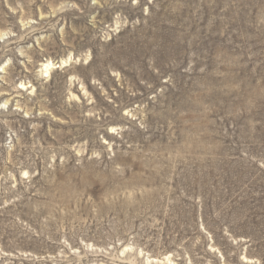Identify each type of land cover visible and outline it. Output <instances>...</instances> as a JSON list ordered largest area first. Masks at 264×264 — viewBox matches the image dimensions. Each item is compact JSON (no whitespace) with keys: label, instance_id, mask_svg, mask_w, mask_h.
Segmentation results:
<instances>
[{"label":"rangeland","instance_id":"obj_1","mask_svg":"<svg viewBox=\"0 0 264 264\" xmlns=\"http://www.w3.org/2000/svg\"><path fill=\"white\" fill-rule=\"evenodd\" d=\"M0 264H264V0H0Z\"/></svg>","mask_w":264,"mask_h":264},{"label":"bare ground","instance_id":"obj_2","mask_svg":"<svg viewBox=\"0 0 264 264\" xmlns=\"http://www.w3.org/2000/svg\"><path fill=\"white\" fill-rule=\"evenodd\" d=\"M57 65H59V66H62L63 64L62 63H57ZM54 66V63H52V62H47L46 64H45V72L47 73V71L51 68V67H53ZM58 66V67H59Z\"/></svg>","mask_w":264,"mask_h":264}]
</instances>
